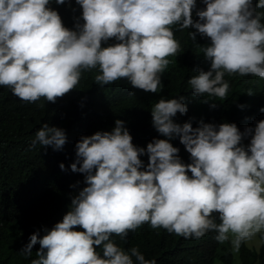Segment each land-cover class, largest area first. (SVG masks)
Segmentation results:
<instances>
[{"label": "clouds", "instance_id": "1", "mask_svg": "<svg viewBox=\"0 0 264 264\" xmlns=\"http://www.w3.org/2000/svg\"><path fill=\"white\" fill-rule=\"evenodd\" d=\"M64 14L75 23L64 27ZM91 69L100 87L121 82L147 116L134 132L116 119L111 131L82 136L54 160L67 179L38 173L70 189L38 228L45 234L22 247L27 257L40 246L30 264H155L110 238L140 231L180 243L208 237L230 264L231 250L240 264L259 255L264 0H0V86L55 102ZM37 143L55 151L67 140L45 123Z\"/></svg>", "mask_w": 264, "mask_h": 264}, {"label": "trees", "instance_id": "2", "mask_svg": "<svg viewBox=\"0 0 264 264\" xmlns=\"http://www.w3.org/2000/svg\"><path fill=\"white\" fill-rule=\"evenodd\" d=\"M59 16L64 27L75 23L65 14L64 18ZM96 74V69L82 71L74 89L55 102L43 97L32 103L22 101L9 88L0 86V264H30L40 246L33 245L32 255L27 257L21 254L22 247L32 233L45 234L38 228L49 226L63 208L70 186L55 181L47 186L48 180L39 179L38 173L47 170L67 179L55 169L54 160L65 158L69 147L75 150L82 136L111 131L116 119L126 121L134 132L137 123L147 116V110L130 97L121 82L100 87L94 83ZM45 123L64 131L67 144L60 150L39 143L31 146L35 131ZM25 173L26 179L22 176ZM48 198L54 199L44 205ZM23 214L25 219H16ZM74 230L82 231L78 226ZM138 233L140 240L137 233L130 232L123 240L119 236L110 238L125 251L136 247L145 259H154L155 264H212L217 257L223 264H230L208 237L197 243H180L149 239L141 231ZM262 261L264 250L259 255L245 254L242 264Z\"/></svg>", "mask_w": 264, "mask_h": 264}, {"label": "rangeland", "instance_id": "3", "mask_svg": "<svg viewBox=\"0 0 264 264\" xmlns=\"http://www.w3.org/2000/svg\"><path fill=\"white\" fill-rule=\"evenodd\" d=\"M248 245V244H247ZM231 254H232V258H233V264H240L239 263V258H238V252H232L231 250ZM215 264H221L220 262H216Z\"/></svg>", "mask_w": 264, "mask_h": 264}]
</instances>
